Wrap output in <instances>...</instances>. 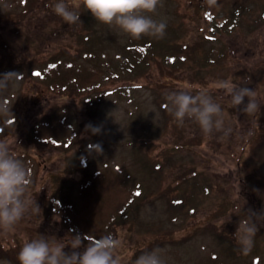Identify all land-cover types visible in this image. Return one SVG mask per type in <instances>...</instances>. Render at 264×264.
<instances>
[{
  "label": "rangeland",
  "instance_id": "1",
  "mask_svg": "<svg viewBox=\"0 0 264 264\" xmlns=\"http://www.w3.org/2000/svg\"><path fill=\"white\" fill-rule=\"evenodd\" d=\"M233 1L217 0L212 7L207 0H161L152 16L166 23L163 38L133 40L116 27L96 22L83 8L82 24L70 27L52 11L57 0H0V60L14 66L1 68L0 76L15 73L0 94V104L8 108L6 116L0 114V140L7 141L23 162L30 198L38 207L29 208L14 232L0 231V264H19L18 253L26 240L41 236L64 244L71 240L61 213L43 210L51 205L47 201L52 193L62 192L64 183L57 177H84L83 170H73L68 163L80 148L94 165L88 170L89 180L79 182L84 191L87 183L97 185L91 177L99 170L100 177L125 179L122 187L129 194L136 187L142 192L134 193L130 202L124 199L128 203L122 205L123 190L115 187L111 197L107 193L100 200L104 218L93 236L115 230L122 241V264H134L144 251L157 248L165 264H264V3L251 0L252 10L244 0ZM6 32L11 36L5 42ZM201 33L218 38L209 34L198 39ZM199 44L208 53L206 63L200 58L192 68L183 66L180 56H199L195 54ZM49 55L57 62L53 74L75 87L78 95L49 92L47 83L31 77L29 70L45 64ZM107 68L119 75L114 84L110 73H102V78L94 73ZM223 80L252 90L259 110L242 111L247 97L234 107L230 95L218 87ZM99 86L117 88L119 95L103 97ZM189 89L193 94L207 90L220 104L225 128L230 129L227 135L214 131L206 136L189 119L177 125L163 100L168 93ZM87 96L96 98L97 107H91ZM64 105L79 137L71 138L72 125L60 124L56 130L60 135L50 136L71 140L68 147L54 146L52 139L41 141L49 128L44 122L58 119L61 114L52 116ZM51 110L52 118L47 114ZM92 119L99 134L86 127ZM97 143L103 148L100 154L91 151ZM81 207L67 209L76 226L91 213ZM249 213L257 217L259 236L254 237L251 251L243 254L233 235ZM120 215L126 223L115 222Z\"/></svg>",
  "mask_w": 264,
  "mask_h": 264
},
{
  "label": "clouds",
  "instance_id": "2",
  "mask_svg": "<svg viewBox=\"0 0 264 264\" xmlns=\"http://www.w3.org/2000/svg\"><path fill=\"white\" fill-rule=\"evenodd\" d=\"M161 0H57L51 5L52 11L66 24H82L80 9L90 12L96 22L116 27L121 34L133 40L145 36L163 38L166 23L153 19ZM209 6H216L217 0H207ZM13 74L0 76V94L6 91ZM218 87L224 89L231 97V104L245 113H254L260 105L256 102L252 90L239 87L231 80H223ZM169 112L178 126H183L186 119L197 123L207 136L214 131L227 135L230 129L225 128L224 115L219 103L215 102L207 90L201 89L193 94L189 90L174 91L166 94ZM7 105L0 104V114L7 115ZM93 134H99L100 128L86 126ZM91 151L102 153V145L91 146ZM30 178L23 162L17 158L7 141L0 140V231L14 232L16 225L32 207L37 205L30 198ZM255 214L249 213L247 219L239 221L234 238L243 254H248L258 232V221ZM87 241L86 245L84 242ZM83 246V251H80ZM70 247V252H65ZM122 241L112 234L99 239L77 234L67 243L52 242L41 236L39 239L26 240L18 253L19 264H122L120 249ZM134 264H165L160 249L144 251Z\"/></svg>",
  "mask_w": 264,
  "mask_h": 264
},
{
  "label": "trees",
  "instance_id": "3",
  "mask_svg": "<svg viewBox=\"0 0 264 264\" xmlns=\"http://www.w3.org/2000/svg\"><path fill=\"white\" fill-rule=\"evenodd\" d=\"M258 2H260L261 0H256ZM264 3V1H263ZM26 6V4H24V7ZM23 11H26V9ZM22 11V12H23ZM10 33L6 32V38H5V42L6 39H10ZM205 39V38H203ZM197 52L196 53H200L201 55H208L206 49H204L202 46H198ZM206 51V52H205ZM195 53V54H196ZM8 54V53H7ZM47 60H51V63H55L52 60L51 55L46 57ZM3 60V59H2ZM2 60H0V64L3 62ZM4 62H6V60L4 59ZM45 63V62H43ZM46 64V63H45ZM41 66H35V68H33L32 74L37 75L38 77H47V78H54L52 84H55L56 81H58L61 85L62 88V92L66 91L68 94H77L78 93L75 90V87H71L70 83H65L62 81V78L60 76H58L57 74L55 75H51L48 72H46L44 70V65ZM16 67V66H15ZM53 69V68H52ZM56 68L53 69L54 73H57L55 71ZM93 70V68H92ZM94 71H92L91 74H93ZM98 75L99 77V70L94 72ZM97 77V78H98ZM96 78V79H97ZM95 79V80H96ZM75 92V93H73ZM83 94V92H81ZM91 106H95L97 107V103L96 101H91ZM67 112L69 113V111L67 110ZM48 116L50 117V113H47ZM57 114H54L52 117L56 116ZM47 116V115H46ZM50 117V118H52ZM94 120L92 119V123L91 126H95V124H93ZM61 123H59V119H53L52 118V122L51 124L49 122H44V125L49 127L48 130L45 131L44 134L47 135L46 138H41V141L44 142H48L49 139H52L50 142L55 146L56 144H58L59 146H65L68 147L70 145V141L69 143L66 142H62V141H58L57 139H55L54 137L50 136V135H54V133L56 135H60L58 133H56L57 128L60 126ZM38 125V124H37ZM41 128V127H40ZM42 130V128L40 129ZM79 134V129L76 130L75 132L73 131L71 134V138L76 139V137ZM50 136V137H49ZM80 140V139H79ZM78 140V141H79ZM80 151H84L83 148L78 149L77 151H75L74 153H72L69 157H68V163L70 164L69 168L73 169V170H78L81 172V170H83V172H81V175L84 176L82 179L79 176L78 178H72L69 177V179L71 180H64L63 178L60 179V176L57 177V179L59 181H63L64 183V187L62 189L61 193H52V196H50V198L48 199L47 202H50L51 205L49 206L48 210L44 209L43 206V212L46 214L47 212H50L52 215L56 212L61 213V217L62 219L65 218L67 221V227L69 229V231L71 232V234L73 236L78 234V230L80 232L81 236L87 235L88 237L93 236V234L96 233L97 231V227L99 222L102 224L103 223V218H104V214H103V208L100 205V200L107 194H110V197L112 196V194H114L113 192V188L117 187H121V189L123 190V195L120 196L121 200L119 203H121L122 205L127 204L128 202L132 201L135 199L134 196V192L132 190V192L129 194L126 190L128 188H123L122 185L126 184L127 182L125 181V179H122L121 182H119V180H115L113 177L106 179V177H100V171L98 170L95 173V176L91 177L92 179H96L95 182H97V185L95 183H87V185H89V188H84L86 191L83 190V185L80 184L81 183H86V179L89 180V177L91 176L89 174L88 170H91L92 167L94 165H92L91 161H89V159L87 158V156L85 154H80ZM82 156V157H81ZM78 162V166H76ZM92 166V167H91ZM155 166V165H153ZM154 168V167H153ZM65 171H67V169H65ZM118 172V169H116L115 173ZM114 175V172H113ZM135 182V181H134ZM81 186V188H78V186ZM101 185V186H100ZM77 188V189H76ZM172 188V187H171ZM174 189V188H172ZM84 191V192H83ZM136 193V192H135ZM138 193V192H137ZM128 200L127 201H123V200ZM77 205H79L80 207L83 206L86 211H90L91 213L89 215H86L85 217H81V221L79 223H81L79 226L74 225L73 218H69L70 217V213L67 209H76ZM116 207V206H115ZM112 207L111 210H113ZM82 208V207H81ZM77 211V210H76ZM63 219V220H65ZM72 220V221H70ZM115 222H125L124 216L120 215L119 218L116 217ZM126 223V222H125ZM99 233H101V230L98 231ZM115 230L112 231V235L114 234Z\"/></svg>",
  "mask_w": 264,
  "mask_h": 264
},
{
  "label": "snow or ice",
  "instance_id": "4",
  "mask_svg": "<svg viewBox=\"0 0 264 264\" xmlns=\"http://www.w3.org/2000/svg\"><path fill=\"white\" fill-rule=\"evenodd\" d=\"M137 195H139V193H137Z\"/></svg>",
  "mask_w": 264,
  "mask_h": 264
}]
</instances>
